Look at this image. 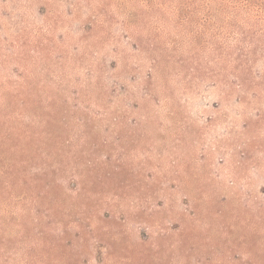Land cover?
Returning <instances> with one entry per match:
<instances>
[{
  "label": "rangeland",
  "instance_id": "rangeland-1",
  "mask_svg": "<svg viewBox=\"0 0 264 264\" xmlns=\"http://www.w3.org/2000/svg\"><path fill=\"white\" fill-rule=\"evenodd\" d=\"M0 264H264V0H0Z\"/></svg>",
  "mask_w": 264,
  "mask_h": 264
},
{
  "label": "trees",
  "instance_id": "trees-1",
  "mask_svg": "<svg viewBox=\"0 0 264 264\" xmlns=\"http://www.w3.org/2000/svg\"><path fill=\"white\" fill-rule=\"evenodd\" d=\"M262 8H263V7H261V5H260V9H261V10H262Z\"/></svg>",
  "mask_w": 264,
  "mask_h": 264
}]
</instances>
